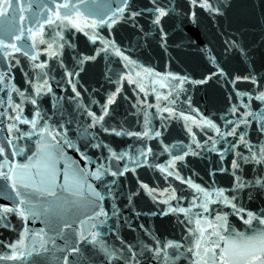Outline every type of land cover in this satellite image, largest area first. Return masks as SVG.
Listing matches in <instances>:
<instances>
[{"label":"snow or ice","instance_id":"1","mask_svg":"<svg viewBox=\"0 0 264 264\" xmlns=\"http://www.w3.org/2000/svg\"><path fill=\"white\" fill-rule=\"evenodd\" d=\"M13 4L21 13L19 20L24 21L25 9L19 0H0V16ZM188 4L189 10L182 12L178 0H144L143 3L139 0H103V3L100 0H41L38 5L40 11L31 14L29 26L17 25L15 15L0 25V133H3L0 138V200L8 201L0 203V228L16 232L14 240H0L3 249L0 250V264H180L182 260L189 264H264V207L253 211L246 207L244 201L245 189L248 200L257 195L264 198V83H261L264 76L258 77L255 72H250L228 77L240 103L230 104L228 116L234 119L224 118L222 127L209 117L201 116L196 120L173 108L171 105L177 103L179 96L177 89H173L177 91V98L170 100L162 109L157 105L158 112H168L170 116L184 119L187 134L197 149L206 146L205 150L218 152L221 161L226 154H232L233 180L230 188L214 187V180L212 185L202 187L191 177L180 174L177 161H183L189 152L197 156L201 154L191 145L185 146L182 142L168 145L160 140L161 151L167 152L169 158L162 164L156 163L159 154L146 141L159 138L162 133L149 126L147 112L141 131L117 127L105 120L110 115L109 106L115 103L121 92V80L126 77L129 84L139 86V79L133 77L139 78L141 71L151 73L153 70L126 55V50H121L111 35L105 37L99 29L106 28L111 33L113 26L124 23L144 32L140 23L143 18L152 30L159 32L160 42L164 45L168 34L162 21L166 17L183 14L195 23L194 9L197 6L215 17L224 16L232 7L231 0H188ZM261 19L264 21V0H261ZM45 25L55 26L47 38ZM76 32L83 33L93 44L99 40L101 46L94 49L93 55L77 52L71 39ZM144 34L149 35L148 32ZM40 45L46 47L41 48ZM224 45L225 54L238 50L247 57L243 38L238 40L231 36L224 40ZM65 47L73 50L75 63L71 68L62 58ZM41 52L46 53L49 59H56L62 70L60 79L52 75L54 69L48 67V60L39 59ZM100 52L105 56L113 53L119 56L127 71L118 74L117 87L106 94L103 103L92 98L91 94L89 102L85 103L81 91H78V85L83 88L78 77L85 62L94 61ZM206 55L215 64L216 72L209 73L204 80L192 81L193 84L205 83L217 73L222 77L228 76L225 69L216 64L210 50ZM20 56L26 58L29 71L21 65ZM14 68H19L24 75L23 89L13 83ZM137 68L141 71H135ZM105 79L111 82L107 72ZM175 79L182 85L189 78ZM241 80L249 81L252 89H236V82ZM50 81L62 91L70 86L74 95H57ZM161 86L166 85L161 82ZM84 91L88 90L85 88ZM45 95L51 98V113L40 102ZM229 98L231 100V96ZM65 100L72 102L75 117L65 109ZM253 100L259 102L256 110L251 107ZM186 102L191 107L190 98ZM95 104H99V114L92 110ZM26 105H31L28 116L24 114ZM189 121L208 137L205 145L196 139ZM253 121L256 122L255 128H252ZM161 127L165 126L162 124ZM70 131L75 132L74 137L69 135ZM209 132L214 135H209ZM250 132L255 134V141L249 136ZM101 134L143 137L145 143L137 146L134 152L116 150L101 138ZM228 137L233 139L228 140ZM218 143L224 147L218 149ZM69 148L79 155V160L68 156L66 150ZM92 149L99 154L91 155ZM17 157L24 159L21 161ZM145 165L159 169L161 174L174 177L194 189L188 207L180 205L186 197L177 196L176 188L171 185L158 189L137 177V191L120 193L127 199L125 207L132 208V216L125 215L116 204L119 178L129 171L135 174L137 168ZM245 165L252 166L248 178L244 176ZM216 171L229 169L220 164L210 175L214 176ZM141 189L154 202L162 198L167 205L159 215L169 212L176 215V223L181 226L179 238L160 237L143 223L138 228L143 230L147 240L138 238L135 242H127L122 238L121 229L126 226L135 231L132 219L144 215L133 205V197ZM157 192L161 195H156ZM165 192L167 196L163 195ZM170 200L177 203L172 205ZM105 201L111 202L110 208H105ZM213 204L217 207L210 208ZM225 207L231 211H225ZM192 208L198 211L192 213ZM181 213L184 219L180 218ZM230 215L238 218L239 225L229 221ZM13 216L20 221L19 228L11 221ZM29 220L33 224L39 221L43 227L30 228ZM193 224L195 227H190ZM58 240L62 243H57Z\"/></svg>","mask_w":264,"mask_h":264},{"label":"water","instance_id":"2","mask_svg":"<svg viewBox=\"0 0 264 264\" xmlns=\"http://www.w3.org/2000/svg\"><path fill=\"white\" fill-rule=\"evenodd\" d=\"M19 2L25 9L23 12L24 21L19 20L21 13L16 5L13 4V7L7 8L4 15L0 16V25L6 24L8 18L15 15L17 25L23 24L25 27L29 26L31 14L40 11L38 5L41 3V0H19ZM100 2L103 3V0H100ZM139 2L143 3L144 0H139ZM231 2L232 7L222 17H215L198 6L194 9L196 12L195 23L183 14L166 17L162 21L164 30L168 34L166 44L164 45L160 42L159 32L152 30L151 26L143 18L140 19V23L144 27V32L149 33L147 36L139 29H134L124 23L113 26L111 33L106 28L99 29L100 33L105 37L111 35L121 50H126V55L137 60L143 67L153 70L151 73H145L139 68L135 69V71H141L139 78L133 77V79H139V86L135 83L129 84L126 77L121 80V92L117 95L115 103L109 106L110 115L106 116L105 120L117 127L122 126L125 129L141 131L145 126V113L147 112L149 126L159 129L162 133L161 137L146 141L153 151L159 154L156 163L162 164L169 158L167 152L161 151L163 146L159 143L160 140H163V143L168 145L176 142H182L185 146L191 145L192 149H196L201 154L197 156L189 152V155L185 156L183 161L176 162V167L182 176L191 177L195 183L200 184L202 187L212 185L213 180L215 181L214 187H231L233 180L230 165L232 154H226L221 161L218 152L207 151L205 150L206 146L197 149L187 134L184 127V119L177 115L170 116L168 112H158L157 105L162 109L168 105L170 100L177 98V91H179L177 103L171 105L177 111H183L186 115L194 117L196 120H199L201 116L209 117L221 127L223 126L224 118L234 119V117L228 116L229 106L231 103L239 104L240 101L236 99L233 86L228 82V77L235 75L243 76L250 72H255L258 74V77L264 76V21L261 19V0H231ZM178 3L182 12L189 10L188 0H178ZM29 4H31L30 8L28 7ZM54 27L45 25L46 38ZM72 31H75V29ZM65 35L67 36L68 33L65 32ZM231 36H235L238 40L243 38L244 45L247 48V57L241 55L238 50H231L227 54L224 53V40ZM71 39L75 45V50L86 55H93L94 49L101 46L99 40L93 44L83 33L79 32H76L75 37ZM40 47L44 48L46 45H40ZM208 50L215 56L216 64L224 68L228 76L222 77L217 73L208 78L205 83L193 84L192 81L204 80L205 77L209 76V73L216 72L215 64L210 62L206 55ZM17 55L19 56L20 54ZM72 55V49L68 47L63 49L62 58L65 65L69 68L75 63ZM39 59L48 60V67L54 69L52 75L56 79H60L62 70L59 68L55 58L49 59L46 53L41 52ZM20 60L25 71H29L26 58L20 56ZM83 67L84 70L80 72L78 77L83 88L78 85V91H81L85 103L89 102V94L95 100L103 103L106 94L114 91L117 87L115 81L118 78V74L127 71V69L123 68L121 58L114 53L105 56L103 52H100L94 61L85 62ZM106 72L111 77V82L105 79ZM168 73L173 75L169 76ZM13 74V83L23 89L25 87L23 73L19 68H14ZM175 77H188L189 79L180 85ZM161 82L166 86L162 87ZM50 83L53 82L50 81ZM261 83H264V80ZM235 87L241 91H250L253 86L249 81L241 80L236 82ZM85 88L88 90L87 92L84 91ZM141 88H143V91ZM53 89L57 95H74L71 92L70 86H68L66 91H62L56 88L53 83ZM93 89H96V91L93 92ZM173 89H177V91ZM157 96H159V100ZM189 98L191 107L186 102ZM243 99L246 102L247 96ZM40 102L51 113V98L45 95L41 97ZM64 106L75 117V114L72 112V102L65 100ZM251 107L253 110L258 109L259 102L253 100ZM193 109H198L199 111L196 112ZM92 110L99 114V104L93 105ZM30 111L31 105H26L24 107L25 116H28ZM241 111H243V108H241ZM80 120L83 121L84 117L81 116ZM188 123L191 125L192 131L196 133V139L200 140L202 145H205L208 137L204 135L195 123L191 121ZM162 124L165 127H161ZM69 127H74V125H70ZM255 127L256 122L253 121L252 128ZM241 128H243V125H241ZM69 135L74 137L75 132L70 131ZM209 135H214V133L209 132ZM249 136L255 141L254 133L250 132ZM2 137L3 133H0V138ZM101 138L116 150L128 149L133 152L137 146L145 143L143 137L138 139L137 137H118L114 134H101ZM227 139L232 140L233 138L228 137ZM81 146L83 147V141H81ZM216 147L219 149L224 147V145L218 143ZM66 151L69 157L76 160L80 159L73 149L69 148ZM244 151L246 152V150ZM90 154L95 156L99 153L95 149H92L90 150ZM16 159L23 161L24 158L17 157ZM151 160L152 157L150 155L149 161L151 162ZM80 163L83 165L82 160H80ZM220 164H223L229 171H216L214 176L210 175V172ZM251 167V165L244 166L245 178L249 177V169ZM137 177H139V180L149 184L150 187L165 189L171 185L176 188L177 196L184 195L186 197V199L180 201V205L183 207H188L191 195L195 193V190L191 189L187 184H182L180 181L175 180L174 177L161 174L159 169L150 168L146 165L139 167L136 169L135 174L129 171L119 178L120 191L117 192L118 199L116 200V204L125 215L130 217L132 216V208L125 207L127 199L125 196H121L120 193L137 191ZM167 194L166 192L163 193L164 196H167ZM228 194L230 193H226V195ZM156 195L160 196L161 193L157 192ZM244 201L246 207L253 211L264 207V198L259 195L255 196L252 200L247 199V189L244 190ZM0 203H8V201L0 200ZM110 203V201H105L104 206L106 209L110 208ZM169 203L175 205L177 201L170 200ZM133 205L136 211L144 213V215L132 219L135 231L126 226L121 229L120 234L125 241L135 242L138 238L148 239L144 235L143 230L138 228V225L141 223L146 228H153L160 237L179 238L181 226L176 223V215L171 212L167 215H159L161 211L167 208V205L162 202V198L154 202L141 189L139 194L133 197ZM216 207L215 204L210 205V208ZM224 210L231 211L230 208L226 207ZM197 211L198 209L196 208L191 209L192 213ZM152 212L157 213V215H148V213ZM180 218L184 219L182 213L180 214ZM11 221L17 228L20 227V221L15 216L11 217ZM229 221L236 225L240 223L235 215H230ZM28 224L30 228L39 229L43 227L39 221L33 224L29 220ZM190 227H195V225H190ZM15 238L16 232L0 228V240L9 241ZM57 243H62V241L58 240ZM0 250H3L2 246H0ZM69 259H71V256ZM192 259H195V257H192ZM180 264H189V262L182 260Z\"/></svg>","mask_w":264,"mask_h":264}]
</instances>
